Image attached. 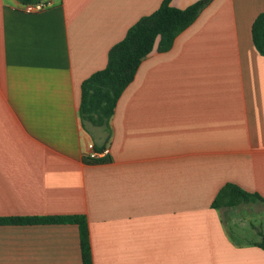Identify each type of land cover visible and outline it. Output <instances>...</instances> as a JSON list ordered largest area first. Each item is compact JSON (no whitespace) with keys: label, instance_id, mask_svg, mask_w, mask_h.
Returning <instances> with one entry per match:
<instances>
[{"label":"crops","instance_id":"crops-1","mask_svg":"<svg viewBox=\"0 0 264 264\" xmlns=\"http://www.w3.org/2000/svg\"><path fill=\"white\" fill-rule=\"evenodd\" d=\"M37 1L0 0V218L84 215L93 264H264L260 240L231 231L240 206L264 204V55L252 39L264 0H213L144 57L109 137L83 124L81 85L162 0L24 11ZM90 143L110 153L91 158ZM226 183L263 201L213 207ZM0 264H83L79 227L0 223Z\"/></svg>","mask_w":264,"mask_h":264},{"label":"trees","instance_id":"trees-1","mask_svg":"<svg viewBox=\"0 0 264 264\" xmlns=\"http://www.w3.org/2000/svg\"><path fill=\"white\" fill-rule=\"evenodd\" d=\"M213 0H197L186 8L174 7L172 0H162L160 7L141 17L132 25L125 37L114 44L104 69L86 78L81 85L80 117L83 124L89 122L103 127L108 137L109 120L116 104L134 80L142 59L153 51H168L176 37L188 28L200 12ZM252 39L257 50L264 55V12L252 24ZM263 201L258 193L242 189L235 183H226L218 191L212 206L233 207ZM0 223H74L80 231L83 264H93L88 222L84 215H56L0 218ZM257 245L264 249V234Z\"/></svg>","mask_w":264,"mask_h":264},{"label":"rangeland","instance_id":"rangeland-1","mask_svg":"<svg viewBox=\"0 0 264 264\" xmlns=\"http://www.w3.org/2000/svg\"><path fill=\"white\" fill-rule=\"evenodd\" d=\"M241 216L246 219L245 222L239 224L240 229H232L233 236H239L241 240H261L264 233V204L257 202L251 206H240ZM240 208V209H241ZM241 217V218H242ZM250 229V233L244 232V228Z\"/></svg>","mask_w":264,"mask_h":264},{"label":"built area","instance_id":"built-area-1","mask_svg":"<svg viewBox=\"0 0 264 264\" xmlns=\"http://www.w3.org/2000/svg\"><path fill=\"white\" fill-rule=\"evenodd\" d=\"M52 6V2L50 0H40L34 3H26L23 5L24 11L26 13H38L44 11ZM89 148V156L91 158H99L103 157L110 153V148L106 147L103 150H97L93 143L88 145Z\"/></svg>","mask_w":264,"mask_h":264}]
</instances>
